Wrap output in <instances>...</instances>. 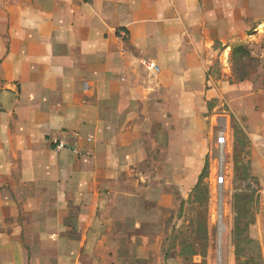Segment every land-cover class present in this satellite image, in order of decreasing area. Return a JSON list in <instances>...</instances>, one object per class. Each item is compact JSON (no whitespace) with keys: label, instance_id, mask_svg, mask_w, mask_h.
Segmentation results:
<instances>
[{"label":"crops","instance_id":"0c3cea01","mask_svg":"<svg viewBox=\"0 0 264 264\" xmlns=\"http://www.w3.org/2000/svg\"><path fill=\"white\" fill-rule=\"evenodd\" d=\"M244 18L264 19L262 1L0 0V264H177L122 204L141 202L126 185L144 188L132 178L152 152L193 149L205 93L244 126L260 204L250 254L264 259V39L248 82L208 72L229 64ZM181 125L183 139L162 137Z\"/></svg>","mask_w":264,"mask_h":264},{"label":"rangeland","instance_id":"374dc122","mask_svg":"<svg viewBox=\"0 0 264 264\" xmlns=\"http://www.w3.org/2000/svg\"><path fill=\"white\" fill-rule=\"evenodd\" d=\"M260 1L264 4V0ZM243 14L244 17L250 14V8L246 7L245 3ZM240 32V35L228 37L226 46L229 47L227 48L230 56L229 64L227 62V66L224 67L221 63L224 57L221 58V61L218 59L219 57H215L216 59H213L208 65V72L213 82L222 81L228 85L246 83L260 66L259 60L251 56V51L256 47V38L264 39V19L250 21L246 25L244 18V24H242ZM178 33L180 34V30H178ZM175 35L177 36V30ZM252 44L254 45L253 50L251 49ZM261 46L263 47V44ZM212 47L216 48L217 46L212 45ZM244 51L247 52V55L243 53ZM144 64L149 63L145 62ZM220 86V84L210 82L209 85H206V91L214 88L220 89ZM198 100L200 101L199 106L196 108L198 122L194 126L193 135L196 141L189 154L183 156L173 154L171 151H164L162 156L159 157L158 155H152V152L146 162L140 164V170H138L140 174L137 173L136 177L132 178L134 179L132 181L141 179L140 184L144 188L142 189L138 185L136 188L129 186L133 183L126 185L128 194H134V196L141 199V202L137 203V199L130 198L122 204L125 212L129 216H133L128 220V225L132 227L135 221L134 214L139 212L141 215L139 232L152 236V238H159L157 243H161L163 255L160 256L163 258V262L172 256L175 257V260L179 259L177 264H245L246 260L247 264H264L260 247H254L250 254V248L246 243L242 244L235 241L236 214L232 197L245 189L255 187L251 180L245 183L236 180L235 166L237 165L235 162L237 161L239 167H244L248 172L250 179L254 178L250 171L253 154L246 132L243 129L244 126L236 122L234 117L228 113L224 102L219 98H207V93H205L204 98ZM223 128H226L229 134L225 164L227 179L223 186L222 196L219 197L214 192L216 180L215 161L217 159L216 141L218 133ZM234 128H237L244 136L235 137ZM172 129V132L163 131L162 137L165 138L173 134L172 139H183L185 134L183 130H186L184 125L178 126L176 131L175 126H172ZM236 158L237 161H235ZM205 164L208 165V177L204 181V185H207L209 195L207 197L205 193L202 203L198 205L194 201L193 189L187 198H182L177 185L181 183L184 177L186 180L191 181L192 176H195V187ZM172 168L178 173H174ZM248 190H245V192L248 193ZM257 197L253 201L250 215L252 218L260 206L259 195ZM220 209L222 210L221 223L224 229L219 240L217 215ZM198 224L203 229L207 228L208 239L201 233L196 234ZM241 224H243L242 221ZM242 238L245 240L250 239L249 232L248 234L245 233ZM238 244L239 248L244 250L243 256L247 259L237 261L234 257ZM156 252L160 251L157 250ZM153 254L155 253L153 252Z\"/></svg>","mask_w":264,"mask_h":264},{"label":"trees","instance_id":"16d2710c","mask_svg":"<svg viewBox=\"0 0 264 264\" xmlns=\"http://www.w3.org/2000/svg\"><path fill=\"white\" fill-rule=\"evenodd\" d=\"M245 55H247V52H243ZM235 127V126H234ZM242 133L239 132V130H237V128H234V136H240L241 137ZM244 136V134L242 135ZM237 161V158L236 160ZM237 166H235L236 168V180L237 182L240 183H245L249 180H251L253 182V186L255 185L254 188H248L245 189L246 191L248 190V193L245 192V190H243L241 193L234 195V197H232V200L234 202L233 204V208L235 209V214H236V228H235V241L236 242H240V243H246L248 245V247L250 248V239H243L242 237L244 236V234H248L249 232V227H251L254 223V217L252 218L251 215V211H252V206H253V201L254 199H257L258 195H257V181L254 178L249 177L248 172L244 169V167H239L238 161L235 162ZM208 177V165L205 164L203 171L201 173V175L198 178V181L195 185V187L192 190V194H194V201L200 205L202 203V200L204 199V194H207V197L209 195V189L207 187V185H204V181L206 180V178ZM241 221L243 224H241ZM240 224V225H239ZM207 227V226H206ZM205 227V228H206ZM207 228L203 229L199 224L197 227V231L196 234L198 235V233L203 234L207 239ZM249 253H250V249H249ZM244 254V250L239 248V244L236 246V251H235V255L234 257L236 258L237 261H239L240 259H247V257L243 256ZM245 264H247V260L245 262Z\"/></svg>","mask_w":264,"mask_h":264},{"label":"built area","instance_id":"2783aa9c","mask_svg":"<svg viewBox=\"0 0 264 264\" xmlns=\"http://www.w3.org/2000/svg\"><path fill=\"white\" fill-rule=\"evenodd\" d=\"M146 65V64H145ZM146 67L150 70H156V67L154 65L147 64ZM228 144H229V134L226 131V128L222 129L218 133L217 136V141H216V154H217V159L215 161L216 163V180H215V186H214V192L218 194L219 197L222 196V190L223 186L225 184V181L227 179V170H226V153L228 149ZM59 148H63L62 143L59 144ZM221 209L217 215V221L218 224L221 223L222 220V213Z\"/></svg>","mask_w":264,"mask_h":264},{"label":"bare ground","instance_id":"6f19581e","mask_svg":"<svg viewBox=\"0 0 264 264\" xmlns=\"http://www.w3.org/2000/svg\"><path fill=\"white\" fill-rule=\"evenodd\" d=\"M218 231H219V240H220V236H221V234H222V232H223V226H222V223H220V224H218Z\"/></svg>","mask_w":264,"mask_h":264}]
</instances>
